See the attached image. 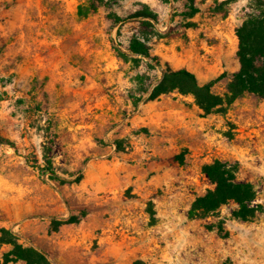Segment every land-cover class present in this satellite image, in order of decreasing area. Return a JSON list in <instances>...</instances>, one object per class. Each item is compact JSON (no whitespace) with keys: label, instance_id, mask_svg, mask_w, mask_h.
<instances>
[{"label":"rangeland","instance_id":"374dc122","mask_svg":"<svg viewBox=\"0 0 264 264\" xmlns=\"http://www.w3.org/2000/svg\"><path fill=\"white\" fill-rule=\"evenodd\" d=\"M260 12L264 0H0V264H264V98L229 102L217 79ZM216 14L234 40L210 32ZM226 45L235 70L214 66L209 49ZM168 67L213 81L211 96L156 90ZM216 160L255 184L252 217L234 200L189 216Z\"/></svg>","mask_w":264,"mask_h":264},{"label":"trees","instance_id":"16d2710c","mask_svg":"<svg viewBox=\"0 0 264 264\" xmlns=\"http://www.w3.org/2000/svg\"><path fill=\"white\" fill-rule=\"evenodd\" d=\"M236 37V56L239 68L230 73L222 72L217 78L229 77L226 100L232 102L245 93L264 98V13L249 14L237 27ZM132 49L134 52L150 56L147 48L143 45ZM169 83H185L189 88L184 92H190L198 99L204 94L211 96L210 88L213 85V81L201 84L197 76L186 68L174 70L168 67L156 90ZM176 86L179 85L174 87ZM200 102L203 103L201 100ZM230 166L232 167L229 162L220 160L204 166V173L211 179L215 187L194 199L189 209L190 217L203 218L228 200H234L237 203L236 216L242 219L253 216L257 206H253L252 202L255 200L258 190L253 182L238 181L234 173L237 167L233 166L232 170ZM46 170H50V168L47 167ZM41 258L44 259L42 255Z\"/></svg>","mask_w":264,"mask_h":264},{"label":"crops","instance_id":"0c3cea01","mask_svg":"<svg viewBox=\"0 0 264 264\" xmlns=\"http://www.w3.org/2000/svg\"><path fill=\"white\" fill-rule=\"evenodd\" d=\"M206 19L214 22L210 27V32L215 34L217 37H220L221 41H225V38H228L231 41L232 39L234 40L235 24L231 15H227L223 17L216 14L215 16L206 17ZM231 48L232 47H229V45H226L224 48H221L220 50L217 51H214V49H209L213 54L214 60L216 59L214 61L215 62L214 66H218L216 64H220L219 66L222 69H227V68L231 70L237 69L238 64L235 63V58H233V55H235V50L233 49L234 50L233 51ZM95 230L96 229H92L90 233L94 235ZM106 230L107 229H102V233L99 234L98 236L99 242H104L108 240Z\"/></svg>","mask_w":264,"mask_h":264}]
</instances>
